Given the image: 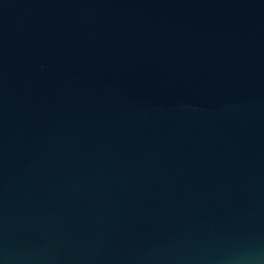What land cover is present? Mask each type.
Segmentation results:
<instances>
[{"label": "water", "instance_id": "water-1", "mask_svg": "<svg viewBox=\"0 0 264 264\" xmlns=\"http://www.w3.org/2000/svg\"><path fill=\"white\" fill-rule=\"evenodd\" d=\"M0 264H264V0H0Z\"/></svg>", "mask_w": 264, "mask_h": 264}]
</instances>
